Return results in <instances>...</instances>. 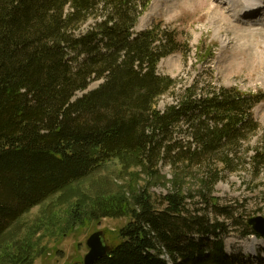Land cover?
<instances>
[{"label": "trees", "instance_id": "obj_1", "mask_svg": "<svg viewBox=\"0 0 264 264\" xmlns=\"http://www.w3.org/2000/svg\"><path fill=\"white\" fill-rule=\"evenodd\" d=\"M148 3L0 0V246L32 207L111 157L129 154L149 173L158 158H169L170 166L199 162V188L157 201L141 189L134 208L116 212L131 216L118 232L121 240L94 264H256L225 253L229 224L220 217L242 225L243 235L253 233L218 204L213 190L222 170H236L238 150L258 130L251 111L262 96L205 77L200 87L198 79L176 90L177 80L156 68L181 51L180 43L159 24L134 31ZM168 92L173 102L157 109ZM259 149L249 158L252 167L264 161ZM196 196L203 208H189ZM11 254L20 263L31 250Z\"/></svg>", "mask_w": 264, "mask_h": 264}, {"label": "rangeland", "instance_id": "obj_2", "mask_svg": "<svg viewBox=\"0 0 264 264\" xmlns=\"http://www.w3.org/2000/svg\"><path fill=\"white\" fill-rule=\"evenodd\" d=\"M238 2L240 0H149L134 31L159 24L160 29H167L180 43L181 51L162 57L156 68L159 74L177 80L176 90L198 79L200 87L203 85L200 78L205 77L218 87L262 96L251 111L258 130L238 150L239 159L232 165L236 170H222V178L213 190L220 206L229 207L235 216L246 221L250 217L264 216V161L256 163L255 167L249 165L256 148L264 150L260 147L263 145L260 142L264 141V0L258 1L256 6L260 8L250 17L233 9ZM91 23L87 21L82 29ZM100 82L93 81L88 88L94 89ZM83 93L78 92L76 97ZM173 99L168 92L155 106L163 110ZM168 160L158 158L149 173L134 156L111 157L82 179L21 215L4 235L0 264H28L29 261L30 264H71L82 259L87 251V237L97 230L104 232L109 245L118 243L121 240L118 232L131 216L116 212H120L121 207L126 212L134 208V197L141 189L147 187L157 201L170 191L194 194L199 188L204 166L199 162H175V166H170ZM203 163L223 166L220 162ZM200 200L198 196L188 199L196 203L189 204V208H203V203H197ZM105 208L115 214H103ZM219 219L229 224L224 237L225 253L231 258H247L248 261L253 258L256 264H264V238L243 235L242 225L232 219ZM21 247L31 250V255L27 261L17 263L16 253L11 252Z\"/></svg>", "mask_w": 264, "mask_h": 264}, {"label": "water", "instance_id": "obj_3", "mask_svg": "<svg viewBox=\"0 0 264 264\" xmlns=\"http://www.w3.org/2000/svg\"><path fill=\"white\" fill-rule=\"evenodd\" d=\"M88 88L84 93L89 91ZM246 224L252 232L260 237H264V216H254L246 220ZM86 253L81 260L73 261L71 264H94L100 258L106 256L111 251V246L106 243L104 232L97 230L92 232L86 239Z\"/></svg>", "mask_w": 264, "mask_h": 264}, {"label": "bare ground", "instance_id": "obj_4", "mask_svg": "<svg viewBox=\"0 0 264 264\" xmlns=\"http://www.w3.org/2000/svg\"><path fill=\"white\" fill-rule=\"evenodd\" d=\"M258 1L259 0H240V2H238L237 4H235L234 5V10H236V9H238L239 11H241L242 13H243V11H249L246 15H249L248 17H250V16H252L251 14H250V12L251 11H257L258 10V6H256V4H258ZM256 6V7H255ZM216 8H217V6H216ZM150 13H148V15H149ZM213 14V13H212ZM211 14V15H212ZM221 16V15H220ZM219 15H218V18L220 17ZM221 18V17H220ZM223 20V19H222ZM142 22H143V20H142ZM141 25H142V23H141ZM251 34V33H250ZM251 36H252V34H251ZM252 54H254V53H252Z\"/></svg>", "mask_w": 264, "mask_h": 264}]
</instances>
